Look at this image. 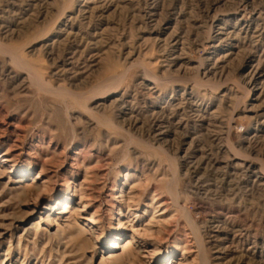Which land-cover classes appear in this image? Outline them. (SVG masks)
Listing matches in <instances>:
<instances>
[{
    "label": "rangeland",
    "instance_id": "rangeland-1",
    "mask_svg": "<svg viewBox=\"0 0 264 264\" xmlns=\"http://www.w3.org/2000/svg\"><path fill=\"white\" fill-rule=\"evenodd\" d=\"M0 264H264V0H0Z\"/></svg>",
    "mask_w": 264,
    "mask_h": 264
},
{
    "label": "bare ground",
    "instance_id": "bare-ground-1",
    "mask_svg": "<svg viewBox=\"0 0 264 264\" xmlns=\"http://www.w3.org/2000/svg\"><path fill=\"white\" fill-rule=\"evenodd\" d=\"M242 3V2H241ZM244 3V2H243ZM157 7V6H156ZM150 8H151V10H150V12H149V16H154L155 15V6H150ZM159 14V13H158ZM172 15V14H171ZM147 16V15H146ZM173 16V15H172ZM175 34V33H174ZM177 36H175L173 39H175ZM220 39V38H219ZM255 74V73H254ZM195 158V157H194ZM193 161V160H192ZM201 162V161H200ZM199 162V163H200ZM245 173H247L248 172V170H246V171H244ZM257 173V172H256ZM259 178V177H258ZM262 179V178H261ZM261 183V182H260Z\"/></svg>",
    "mask_w": 264,
    "mask_h": 264
}]
</instances>
